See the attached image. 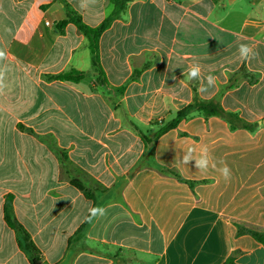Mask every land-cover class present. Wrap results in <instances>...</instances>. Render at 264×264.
Masks as SVG:
<instances>
[{"label": "crops", "instance_id": "crops-1", "mask_svg": "<svg viewBox=\"0 0 264 264\" xmlns=\"http://www.w3.org/2000/svg\"><path fill=\"white\" fill-rule=\"evenodd\" d=\"M61 1L90 27L122 10L97 67L72 23L55 29L58 0H0V264H31L4 221L7 197L42 264H264L251 235L264 233V0ZM240 44L256 58L242 62ZM193 65L216 86L200 92ZM72 69L78 82L46 78ZM195 98L258 126L193 115L155 137ZM204 145L230 182L176 162ZM94 206L106 215L82 228Z\"/></svg>", "mask_w": 264, "mask_h": 264}, {"label": "trees", "instance_id": "trees-1", "mask_svg": "<svg viewBox=\"0 0 264 264\" xmlns=\"http://www.w3.org/2000/svg\"><path fill=\"white\" fill-rule=\"evenodd\" d=\"M60 3L63 4V7L65 8V19L58 21L55 23V29L58 31H62V29L68 24L72 23L78 32H80L82 35H84L88 40V49L91 54V60L94 65L97 67L99 66V57H98V42L101 34L108 28L111 21L116 17V12L119 10H122V4H115V9L107 16L98 26L96 27H90L86 24H84L79 17V15L74 12L72 9L68 8L66 4H64L61 0H58ZM114 3L117 0H113ZM119 7V8H118ZM147 64L144 65L146 67ZM139 71H135L134 74H138ZM84 76V73L78 72L76 70H69L64 73H60L57 75H48L46 78L48 80H58V81H72V82H78L81 80ZM193 115H200L204 118H208L210 116H217L222 119H224L230 130H235L237 128H244L248 131H254L256 127L258 126L257 122H247L246 120L242 119L238 116L237 113L225 110L221 107L219 102L216 99H210V100H203V99H197L195 98L192 103L186 105L185 107L178 110L174 117L169 120L166 124L161 126L157 132L155 133V137H158L168 129H171L175 127V125L182 119H187L192 117ZM262 124H264V119L261 120ZM142 140L146 143V145L150 142L146 137L142 135ZM155 167L164 174H169L174 177H176L179 180H183L178 174L175 172L157 166ZM75 186H77L80 190L83 191V193L88 196L87 189L84 188L83 184L79 181L73 180L72 181ZM192 184V182H189ZM3 215H4V221L6 225L14 230L16 237H17V243L19 248L27 255L29 258L31 264H42L40 261V255L38 249L33 244L32 240L30 239L29 234L26 232V230L22 227V225L16 220L11 206V199L9 197L6 198V202L4 204L3 209ZM88 225L87 222H84L82 225V228ZM252 237L262 245H264V233H258V232H252Z\"/></svg>", "mask_w": 264, "mask_h": 264}, {"label": "clouds", "instance_id": "clouds-1", "mask_svg": "<svg viewBox=\"0 0 264 264\" xmlns=\"http://www.w3.org/2000/svg\"><path fill=\"white\" fill-rule=\"evenodd\" d=\"M194 3H198L199 0H193ZM97 0H80V7L87 8L91 5H95ZM238 52L242 62H251L255 59L258 53L254 52L252 47L247 44H240L238 47ZM6 59V52L3 49H0V62ZM8 71L7 65H0V90L5 86L4 80L6 73ZM187 76L189 80H198L200 81V92L207 91L208 88H214L216 86L217 80L216 77L209 74L207 77L201 76V68L199 65H193L188 69ZM184 155L182 160L177 154L176 162L187 166L190 161H195V167L200 173H207L211 168L219 172L220 177L225 182H230L232 179L231 168L227 165L225 161L214 159L209 148L204 145L199 147V154L197 155V149L195 147H188L183 149ZM175 162V164H176ZM174 164V166H175ZM107 209L101 206H94L88 209V215L84 218V222L92 223L94 220L105 216Z\"/></svg>", "mask_w": 264, "mask_h": 264}, {"label": "built area", "instance_id": "built-area-1", "mask_svg": "<svg viewBox=\"0 0 264 264\" xmlns=\"http://www.w3.org/2000/svg\"><path fill=\"white\" fill-rule=\"evenodd\" d=\"M46 25H48L49 23L48 22H45Z\"/></svg>", "mask_w": 264, "mask_h": 264}, {"label": "water", "instance_id": "water-1", "mask_svg": "<svg viewBox=\"0 0 264 264\" xmlns=\"http://www.w3.org/2000/svg\"><path fill=\"white\" fill-rule=\"evenodd\" d=\"M260 123V122H259Z\"/></svg>", "mask_w": 264, "mask_h": 264}]
</instances>
